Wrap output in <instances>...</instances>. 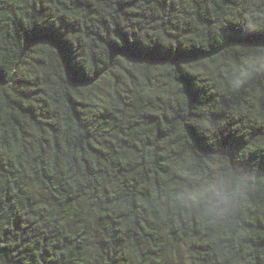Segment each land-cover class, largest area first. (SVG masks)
<instances>
[{
	"label": "trees",
	"instance_id": "trees-1",
	"mask_svg": "<svg viewBox=\"0 0 264 264\" xmlns=\"http://www.w3.org/2000/svg\"><path fill=\"white\" fill-rule=\"evenodd\" d=\"M178 248L264 264V0H0V264Z\"/></svg>",
	"mask_w": 264,
	"mask_h": 264
},
{
	"label": "rangeland",
	"instance_id": "rangeland-1",
	"mask_svg": "<svg viewBox=\"0 0 264 264\" xmlns=\"http://www.w3.org/2000/svg\"><path fill=\"white\" fill-rule=\"evenodd\" d=\"M167 264H187V259L184 250L181 248L176 249L169 255Z\"/></svg>",
	"mask_w": 264,
	"mask_h": 264
},
{
	"label": "snow or ice",
	"instance_id": "snow-or-ice-1",
	"mask_svg": "<svg viewBox=\"0 0 264 264\" xmlns=\"http://www.w3.org/2000/svg\"><path fill=\"white\" fill-rule=\"evenodd\" d=\"M232 38V34H226V39H231Z\"/></svg>",
	"mask_w": 264,
	"mask_h": 264
}]
</instances>
